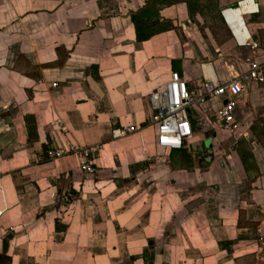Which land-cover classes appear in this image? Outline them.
<instances>
[{
	"label": "crops",
	"instance_id": "0c3cea01",
	"mask_svg": "<svg viewBox=\"0 0 264 264\" xmlns=\"http://www.w3.org/2000/svg\"><path fill=\"white\" fill-rule=\"evenodd\" d=\"M250 60L264 0H0V264H264V85L238 101L247 138L209 131L207 101L181 150L149 104Z\"/></svg>",
	"mask_w": 264,
	"mask_h": 264
},
{
	"label": "built area",
	"instance_id": "2783aa9c",
	"mask_svg": "<svg viewBox=\"0 0 264 264\" xmlns=\"http://www.w3.org/2000/svg\"><path fill=\"white\" fill-rule=\"evenodd\" d=\"M256 48L257 44H248ZM248 70L232 77L227 83L206 81L196 94L188 91L186 83L172 73L167 83L150 94L149 104L155 114L153 121L157 124L156 146L159 149L171 151L181 150L185 142L193 135L188 112L207 101H217L219 107L213 114L208 130L225 133L234 138H247L246 129L237 121L238 101L249 88V84L264 85V62L247 61ZM134 129L128 127L123 134L132 133ZM79 157V168L84 174H94L95 167L90 160L93 150L82 148L76 150ZM61 153L50 154V158H58ZM1 216V213H0ZM259 245L264 254V239Z\"/></svg>",
	"mask_w": 264,
	"mask_h": 264
}]
</instances>
